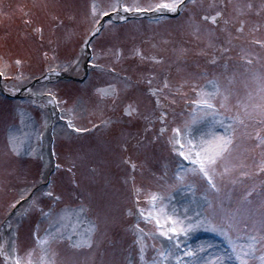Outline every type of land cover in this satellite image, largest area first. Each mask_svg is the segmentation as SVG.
Returning a JSON list of instances; mask_svg holds the SVG:
<instances>
[{
  "label": "rangeland",
  "instance_id": "rangeland-1",
  "mask_svg": "<svg viewBox=\"0 0 264 264\" xmlns=\"http://www.w3.org/2000/svg\"><path fill=\"white\" fill-rule=\"evenodd\" d=\"M158 2L123 0L142 7ZM114 3L0 0V86L15 93L40 78L32 84L31 93L38 95L33 99H9L0 91V243L7 241L5 251L11 255L14 242L22 260L30 251L33 259L39 258L37 237L45 236L63 209L82 206L80 223L65 222V238L50 240L49 254L55 255L56 264H142L135 225L155 233L154 223L138 214L139 208L148 207L146 197L158 193L182 211L184 206L194 208L189 202L206 194L207 184L199 175L181 173L184 180L177 182L178 158L169 143L173 128L201 127L193 123L204 115L192 103L196 92L212 91V80L222 93L227 89V100L217 95L212 101L225 117L241 110L238 101L250 110L264 104V13L252 10L255 0H187L177 15L124 19L111 11ZM93 4L98 12L113 14L89 42L92 54L85 79L48 76L45 72L52 69L82 76L84 43L102 17L93 16ZM217 11L222 17L216 23L202 19ZM49 93L58 105L49 103ZM126 106L131 115L125 113ZM104 118L109 123L103 129ZM245 123L247 127L234 125L231 154L218 172L226 165L244 167L215 178L219 198L241 211L258 208L264 199V172L258 171L264 147H257L253 136L257 130L264 135V128L250 120ZM10 134L18 138L17 151ZM54 156L58 161L52 174ZM240 171L249 175L240 177ZM251 189L261 195L242 204L244 192ZM207 194L217 205L216 195ZM48 212L52 215L45 217ZM93 226L92 247H74ZM163 240L145 238L146 261ZM186 242L193 247L202 242L226 246L223 237L203 228L191 232ZM0 264H6L2 256Z\"/></svg>",
  "mask_w": 264,
  "mask_h": 264
},
{
  "label": "snow or ice",
  "instance_id": "snow-or-ice-1",
  "mask_svg": "<svg viewBox=\"0 0 264 264\" xmlns=\"http://www.w3.org/2000/svg\"><path fill=\"white\" fill-rule=\"evenodd\" d=\"M183 3L184 0H161V2L142 7L139 4L128 5L123 3V0H115V3L111 6V11L118 12L120 8H123L125 12L155 13L167 10L176 13ZM92 14L94 17L98 14L108 16L109 12H98L96 5L93 4ZM221 15V12L217 11L215 15L211 17L204 16L202 19H211L213 23H216L217 18ZM120 19H124V17L121 16ZM98 31V28L94 29V33ZM194 31H199V29L195 28ZM237 31H241V29H237ZM256 43L261 42L256 41ZM247 63L250 64L251 61L249 60ZM2 74L0 73V75ZM208 84L213 90L201 89L197 91L198 98L192 101L193 105L196 106V110L204 113L199 121H193L194 124L199 122L201 127L192 128L186 124L183 129L173 128V135L169 138L171 151L178 158L177 182L182 183L184 180L181 173L199 175L207 184L206 194L200 201L192 200L189 202L195 204L194 208L184 206L182 211L175 206H170L165 201V197L158 193H150L146 197L148 207L146 209L139 208L138 214L146 223H154L155 233H145L140 228L139 223L135 225L134 234L142 264H173V262L174 264H264V199L261 200L259 207L256 209L241 211L238 208L232 210L230 206L225 204L224 200L219 198L221 189L215 180L218 175L228 176L235 167L241 169L244 167L242 164L238 166L226 165L221 172H218L221 163L231 154L234 144V125L247 127L245 120H250L264 128V104L253 105L250 110L248 104L238 101V107L241 110L235 116L225 117L217 110L216 104L212 101L217 95L222 96V100H227L228 96L224 94L227 89L222 93L219 84L215 80L208 81ZM167 86L165 82L164 87ZM193 90L196 91L195 88ZM260 91L264 92V83L261 84ZM49 96V103L58 105V101L51 96V93H49ZM220 107H225V104L221 102ZM127 114L131 115V111H128ZM163 116L162 113V122ZM68 127H72L71 121H69ZM76 131H80V129L77 128ZM164 131L165 129L162 128L161 132ZM254 139L257 147H264V135H261L259 130L256 131ZM9 142L13 146V151H17L18 138L10 134ZM258 171L264 172V160L260 161ZM239 175L240 177H246L249 173L240 171ZM230 183L235 184L236 180H231ZM135 191L138 204L140 189ZM207 193L216 195L217 205L214 206L213 200L209 198ZM47 195L51 196L52 193L49 192ZM253 195L260 196L261 194L256 192L255 189L246 190L241 198V203L251 204ZM168 199L170 201L172 198L169 197ZM206 208L211 210L210 214L205 213ZM84 212L85 209L81 206L75 209L65 208L58 214V219L45 236L43 238L37 237V245L41 250L38 259H33L34 253L30 251L27 253V260H22L19 255H16L14 242L10 249V255L9 252L5 251L7 241L0 243V256L4 257L6 264H56L55 255L50 256L49 254L48 245L50 240L65 238L63 232L65 222L71 224L75 220L76 223H80V216ZM190 212L192 215H189ZM43 215L50 217L52 213H43ZM8 227H11L10 223ZM201 228L223 237L226 246L212 242H202L195 247L188 244L186 241L189 234ZM93 231L94 226L88 230L87 235L81 234L79 239L74 241L73 246L91 248V233ZM72 232L73 235L77 234L74 227ZM148 236L164 238L161 247L159 249L154 248L155 255L151 261L145 260L147 249L145 238ZM67 239L71 240L73 236H67Z\"/></svg>",
  "mask_w": 264,
  "mask_h": 264
},
{
  "label": "water",
  "instance_id": "water-1",
  "mask_svg": "<svg viewBox=\"0 0 264 264\" xmlns=\"http://www.w3.org/2000/svg\"><path fill=\"white\" fill-rule=\"evenodd\" d=\"M109 15H110V14H109ZM109 15H108V16H109ZM105 17H107V16H103L101 22L103 21V19H104ZM86 47L88 48V44H87ZM48 73H49L48 76H52V75H54V76H60V75H62V76H60V77H64V78H65V77H66V78H73V77L67 76L66 74H61V72L56 71V70H51V71L48 72ZM38 80H39V79H35L32 83H35V82H37ZM0 90H1V92H4L5 94L9 95V96L12 98V97H14V96H18L19 92H21L22 89L17 90L18 92L16 93V95H15V93H9V92L5 91L4 89H2L1 86H0ZM125 110H126V109H125ZM126 113H127V111H126Z\"/></svg>",
  "mask_w": 264,
  "mask_h": 264
},
{
  "label": "flooded vegetation",
  "instance_id": "flooded-vegetation-1",
  "mask_svg": "<svg viewBox=\"0 0 264 264\" xmlns=\"http://www.w3.org/2000/svg\"><path fill=\"white\" fill-rule=\"evenodd\" d=\"M257 3L255 4V6H253L252 10L254 12H263L264 13V0H255ZM257 8H261L260 10ZM262 13V14H263Z\"/></svg>",
  "mask_w": 264,
  "mask_h": 264
},
{
  "label": "bare ground",
  "instance_id": "bare-ground-1",
  "mask_svg": "<svg viewBox=\"0 0 264 264\" xmlns=\"http://www.w3.org/2000/svg\"><path fill=\"white\" fill-rule=\"evenodd\" d=\"M121 16H123V15L121 14Z\"/></svg>",
  "mask_w": 264,
  "mask_h": 264
}]
</instances>
